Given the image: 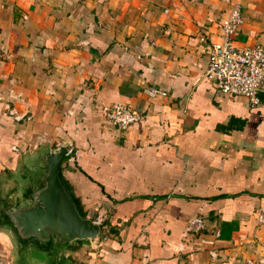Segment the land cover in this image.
<instances>
[{
    "label": "crops",
    "instance_id": "obj_1",
    "mask_svg": "<svg viewBox=\"0 0 264 264\" xmlns=\"http://www.w3.org/2000/svg\"><path fill=\"white\" fill-rule=\"evenodd\" d=\"M232 2L235 43H264V0H0V175L15 146L70 140L59 175L103 217L69 264H264V88L250 105L203 75ZM111 102L139 118L108 124ZM196 214L204 228L183 236ZM0 256L17 264L5 239Z\"/></svg>",
    "mask_w": 264,
    "mask_h": 264
},
{
    "label": "water",
    "instance_id": "obj_2",
    "mask_svg": "<svg viewBox=\"0 0 264 264\" xmlns=\"http://www.w3.org/2000/svg\"><path fill=\"white\" fill-rule=\"evenodd\" d=\"M71 146L65 138L30 151L15 146L0 175V239L17 264H69L71 245L93 248L100 240V226L79 212L59 177Z\"/></svg>",
    "mask_w": 264,
    "mask_h": 264
},
{
    "label": "built area",
    "instance_id": "obj_3",
    "mask_svg": "<svg viewBox=\"0 0 264 264\" xmlns=\"http://www.w3.org/2000/svg\"><path fill=\"white\" fill-rule=\"evenodd\" d=\"M242 21L241 5L237 2L230 3L226 15L217 23V39L208 44L203 75L214 82L221 93L241 95L250 105H255L259 101V93L264 88V43L237 45L235 35ZM160 93L164 94L161 91ZM99 111L105 122L122 130L127 129L139 118L137 110L129 102L102 104ZM75 154L74 150L69 149L66 155L68 159H73ZM85 216L99 226L102 224L103 217L96 213L95 207L87 210ZM253 218L256 225L264 226V207L256 208ZM203 228L204 217L193 215L185 224L183 236L197 234ZM200 242L213 245L214 239L202 238ZM0 264H5L1 256Z\"/></svg>",
    "mask_w": 264,
    "mask_h": 264
},
{
    "label": "trees",
    "instance_id": "obj_4",
    "mask_svg": "<svg viewBox=\"0 0 264 264\" xmlns=\"http://www.w3.org/2000/svg\"><path fill=\"white\" fill-rule=\"evenodd\" d=\"M59 177H60V175H59ZM60 179H61V177H60ZM62 182H63V180H62ZM221 224H222V226L220 227L218 236L221 237V238H226V237L228 238L230 236L231 229H233L234 227H233L232 223H230L228 221H223Z\"/></svg>",
    "mask_w": 264,
    "mask_h": 264
}]
</instances>
